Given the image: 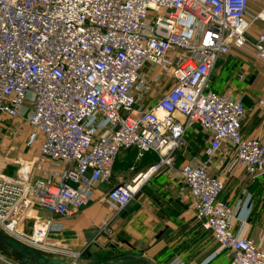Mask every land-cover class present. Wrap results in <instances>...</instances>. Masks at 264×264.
<instances>
[{"label": "built area", "instance_id": "built-area-1", "mask_svg": "<svg viewBox=\"0 0 264 264\" xmlns=\"http://www.w3.org/2000/svg\"><path fill=\"white\" fill-rule=\"evenodd\" d=\"M249 0H0V117L23 121L25 146L48 162L45 180L29 177L33 163L17 159L15 177L0 170V231L32 247L69 254L55 221L89 206L108 187L116 157L135 150L158 161L130 183L111 187L104 202L127 207L137 184L157 172L173 174L194 202L195 218L229 264H264V251L234 234L235 210L219 199L223 175L240 167L264 175V145L240 133L242 99L218 93L209 77L233 49L264 62V5ZM152 68L159 70L152 76ZM172 81L149 108L152 85ZM264 112V95L257 99ZM177 115L182 117L179 120ZM203 134L204 159L175 168L187 129ZM141 184V185H142ZM2 264H14L0 258Z\"/></svg>", "mask_w": 264, "mask_h": 264}, {"label": "crops", "instance_id": "crops-1", "mask_svg": "<svg viewBox=\"0 0 264 264\" xmlns=\"http://www.w3.org/2000/svg\"><path fill=\"white\" fill-rule=\"evenodd\" d=\"M263 5L264 0H249V15L257 14ZM259 34H264V25L254 22L248 36L253 38ZM151 69L152 76L159 74L158 69ZM171 84L172 81L163 76L158 83L153 84L145 101L146 107L153 106ZM210 85L218 93H228L242 99L245 115L240 133L247 138L259 139L264 145V112L257 105V99L264 95V62L247 50L233 49L217 61ZM177 118L183 120L178 115ZM196 137L205 142L198 126L192 124L184 139L191 146ZM206 146H201L189 159L183 156L186 152L179 157L178 153L174 158L175 168H180L194 157L203 160ZM157 161L158 158L153 153H147L138 160L132 149L122 151L116 157L113 169L117 172L135 162L137 164L131 167L135 176L145 172ZM218 162L215 160L211 171L223 178L224 188L219 199L235 210V217L231 220L234 234L252 240L257 248L264 251V175L251 178L240 167L223 175L224 167ZM111 187H114L112 182L108 187H97L94 193L97 204L106 206L102 199L105 189L109 190ZM139 187L131 205L132 211L123 227L124 235L132 239L133 249L127 251V254L142 255L154 264H220V255L229 262L228 257L219 252L218 244L211 235L196 220L194 202L177 172L151 175ZM75 216L58 219L55 223L65 232L70 229L65 226L72 224ZM61 242L69 253L82 250L70 247L65 241Z\"/></svg>", "mask_w": 264, "mask_h": 264}, {"label": "rangeland", "instance_id": "rangeland-1", "mask_svg": "<svg viewBox=\"0 0 264 264\" xmlns=\"http://www.w3.org/2000/svg\"><path fill=\"white\" fill-rule=\"evenodd\" d=\"M212 76L213 72L209 77L210 82ZM27 133L28 127H23V121L0 117V160L4 162H0L1 172L6 176L15 177L18 170V165L15 162L17 159H23V161L33 163L29 173L31 181L45 180L48 175L49 164L46 160L40 159L36 147L28 148L25 146ZM185 144L184 150L179 152L178 157L186 152L183 156L189 159L201 146L206 145V142L196 137L195 143L191 146L188 143ZM135 164L137 163L131 162L126 168H120L117 172L113 169L111 178L113 186L130 183L136 176H134L135 172L131 170V167ZM159 173L163 172L160 171L155 174ZM107 191L108 188L105 189V194ZM133 200L127 207L119 210L118 208L107 206V204L106 206L99 205L93 199L89 206L75 214L72 224L65 226L66 229H70L65 232L60 230L52 234L50 238L65 241V243H69L70 247L82 249L79 252V259L81 260L88 261L89 259L105 258L108 261H114L121 254L133 249L132 239L123 233L124 223L132 211ZM88 234L90 237H88ZM220 256V264H229L222 255ZM0 264L2 263L0 262Z\"/></svg>", "mask_w": 264, "mask_h": 264}, {"label": "water", "instance_id": "water-1", "mask_svg": "<svg viewBox=\"0 0 264 264\" xmlns=\"http://www.w3.org/2000/svg\"><path fill=\"white\" fill-rule=\"evenodd\" d=\"M0 258L14 264H154L142 255L126 254L114 261L75 259L65 253L48 252L0 231Z\"/></svg>", "mask_w": 264, "mask_h": 264}, {"label": "trees", "instance_id": "trees-1", "mask_svg": "<svg viewBox=\"0 0 264 264\" xmlns=\"http://www.w3.org/2000/svg\"><path fill=\"white\" fill-rule=\"evenodd\" d=\"M211 86V85H210ZM211 88L213 89V87L211 86ZM214 90V89H213ZM186 141H185V139H184V147L182 148V149H180L176 154H175V156L181 151V150H184V148H185V146H186ZM127 253H125V254H121L120 256H123V255H126ZM120 256H118V257H120ZM117 259V258H116ZM90 260V259H89ZM93 260H106V261H108L107 259H105V258H97V259H93Z\"/></svg>", "mask_w": 264, "mask_h": 264}, {"label": "bare ground", "instance_id": "bare-ground-1", "mask_svg": "<svg viewBox=\"0 0 264 264\" xmlns=\"http://www.w3.org/2000/svg\"><path fill=\"white\" fill-rule=\"evenodd\" d=\"M142 183L140 182L139 184H137V188H139V186L141 185Z\"/></svg>", "mask_w": 264, "mask_h": 264}]
</instances>
